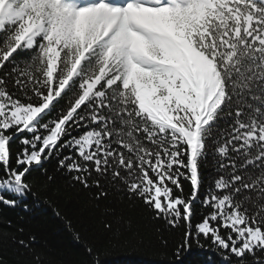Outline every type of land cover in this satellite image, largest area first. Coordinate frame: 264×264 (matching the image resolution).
I'll return each mask as SVG.
<instances>
[{
  "label": "snow or ice",
  "instance_id": "1",
  "mask_svg": "<svg viewBox=\"0 0 264 264\" xmlns=\"http://www.w3.org/2000/svg\"><path fill=\"white\" fill-rule=\"evenodd\" d=\"M51 161L180 231L169 264H264V0H0V206Z\"/></svg>",
  "mask_w": 264,
  "mask_h": 264
},
{
  "label": "trees",
  "instance_id": "2",
  "mask_svg": "<svg viewBox=\"0 0 264 264\" xmlns=\"http://www.w3.org/2000/svg\"><path fill=\"white\" fill-rule=\"evenodd\" d=\"M45 167L55 179L48 182L44 172L33 173L31 179L38 187L36 195L28 198L27 211L23 205L15 209L0 206V234H14L28 244L0 245V257L8 264H89L94 258L89 248L99 252L103 264H169L180 231L153 221L140 204L129 207L104 201L97 207L90 194L56 171L55 161ZM190 192L185 182V196ZM195 207L201 211L199 201ZM106 221L112 223L113 231L105 230ZM186 258L188 264H200L206 256L193 244Z\"/></svg>",
  "mask_w": 264,
  "mask_h": 264
}]
</instances>
